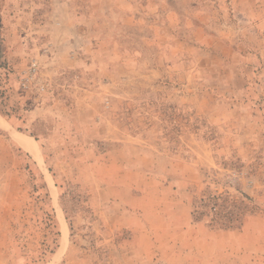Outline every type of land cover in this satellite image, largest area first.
Wrapping results in <instances>:
<instances>
[{
	"label": "rangeland",
	"instance_id": "1",
	"mask_svg": "<svg viewBox=\"0 0 264 264\" xmlns=\"http://www.w3.org/2000/svg\"><path fill=\"white\" fill-rule=\"evenodd\" d=\"M0 264H264V0H0Z\"/></svg>",
	"mask_w": 264,
	"mask_h": 264
},
{
	"label": "built area",
	"instance_id": "2",
	"mask_svg": "<svg viewBox=\"0 0 264 264\" xmlns=\"http://www.w3.org/2000/svg\"><path fill=\"white\" fill-rule=\"evenodd\" d=\"M37 70H38V63L37 62L32 63V65L30 66V69H29V75H28L26 81L23 83V85L25 87H29L31 85L32 79L34 78ZM213 209L215 211H217L218 210L217 205H214L213 206Z\"/></svg>",
	"mask_w": 264,
	"mask_h": 264
},
{
	"label": "bare ground",
	"instance_id": "3",
	"mask_svg": "<svg viewBox=\"0 0 264 264\" xmlns=\"http://www.w3.org/2000/svg\"><path fill=\"white\" fill-rule=\"evenodd\" d=\"M22 142H24L27 146H29L31 149H33V144H32V142H29V141H22Z\"/></svg>",
	"mask_w": 264,
	"mask_h": 264
}]
</instances>
